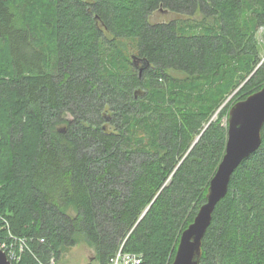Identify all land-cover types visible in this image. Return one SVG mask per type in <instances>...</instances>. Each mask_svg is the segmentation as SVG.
I'll return each instance as SVG.
<instances>
[{
	"label": "trees",
	"instance_id": "trees-1",
	"mask_svg": "<svg viewBox=\"0 0 264 264\" xmlns=\"http://www.w3.org/2000/svg\"><path fill=\"white\" fill-rule=\"evenodd\" d=\"M157 10L185 18L151 23ZM261 27L264 0H0V225L28 238L17 264L58 259L78 233L100 264L121 244L142 264H171L225 151L220 107L260 60ZM263 83L262 65L238 99ZM199 264H264V125Z\"/></svg>",
	"mask_w": 264,
	"mask_h": 264
},
{
	"label": "water",
	"instance_id": "water-1",
	"mask_svg": "<svg viewBox=\"0 0 264 264\" xmlns=\"http://www.w3.org/2000/svg\"><path fill=\"white\" fill-rule=\"evenodd\" d=\"M263 125L264 84L257 91L230 106L224 154L210 179L205 202L199 207L193 221L180 234L171 264H199L203 238L215 207L225 197L234 171L244 159L259 149ZM0 264H12L1 250Z\"/></svg>",
	"mask_w": 264,
	"mask_h": 264
},
{
	"label": "rangeland",
	"instance_id": "rangeland-1",
	"mask_svg": "<svg viewBox=\"0 0 264 264\" xmlns=\"http://www.w3.org/2000/svg\"><path fill=\"white\" fill-rule=\"evenodd\" d=\"M174 18H185V16H181L175 13H171L167 10H157L154 11L149 16V21L151 23L156 22H167ZM263 34H264V27L259 28V30L256 33V39L258 44V50H259V56L260 60L256 67L253 69V71L247 76V78L235 89H233L224 99L223 104L220 108L228 105L226 117L224 116L222 118V124H227V117H228V111L231 105H233L235 102L242 100L238 99V94L241 91V88L244 86L245 82L248 81V79L251 78V76L257 71L258 68H260L262 65L264 66V40H263ZM123 44L127 46L129 51H133L132 47V41L130 39H121ZM263 63V64H262ZM138 66H142V63L139 62ZM141 72V70H140ZM177 74V73H174ZM179 75V74H178ZM181 77V74H180ZM264 84V83H263ZM257 91V90H256ZM255 92V91H254ZM248 96V95H247ZM246 96V97H247ZM219 111V110H218ZM216 111L210 118L209 122L206 124V126L212 121L215 120L217 117ZM205 126V127H206ZM198 137V136H197ZM196 137V138H197ZM195 141V140H194ZM217 169V168H216ZM27 238V237H22ZM56 264H100L97 257H95V250L93 247L89 245L83 234H77L75 238V243L68 246H63L61 248L60 254L58 259L56 260Z\"/></svg>",
	"mask_w": 264,
	"mask_h": 264
},
{
	"label": "built area",
	"instance_id": "built-area-1",
	"mask_svg": "<svg viewBox=\"0 0 264 264\" xmlns=\"http://www.w3.org/2000/svg\"><path fill=\"white\" fill-rule=\"evenodd\" d=\"M0 221L3 220L0 218ZM7 225V223L0 225V250L5 253L7 259L12 264H17L22 261L24 254L29 250L28 238L18 237L9 230H4ZM1 230L4 231L1 232ZM56 260L54 256H51L45 264H56ZM142 262L143 257L141 253L125 251L123 244H121L109 258L107 264H142ZM38 264L44 263L38 261Z\"/></svg>",
	"mask_w": 264,
	"mask_h": 264
}]
</instances>
